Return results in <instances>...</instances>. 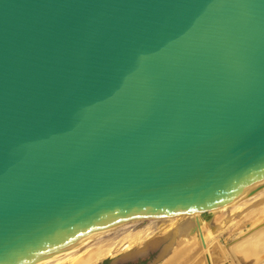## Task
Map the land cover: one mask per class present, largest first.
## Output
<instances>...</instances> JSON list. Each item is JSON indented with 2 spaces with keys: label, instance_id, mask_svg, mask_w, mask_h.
Returning a JSON list of instances; mask_svg holds the SVG:
<instances>
[{
  "label": "water",
  "instance_id": "1",
  "mask_svg": "<svg viewBox=\"0 0 264 264\" xmlns=\"http://www.w3.org/2000/svg\"><path fill=\"white\" fill-rule=\"evenodd\" d=\"M262 182L264 0H0V264Z\"/></svg>",
  "mask_w": 264,
  "mask_h": 264
},
{
  "label": "rangeland",
  "instance_id": "2",
  "mask_svg": "<svg viewBox=\"0 0 264 264\" xmlns=\"http://www.w3.org/2000/svg\"><path fill=\"white\" fill-rule=\"evenodd\" d=\"M219 215L225 217L224 219L226 220L224 224L226 225H224L220 229H217L215 232L210 234L205 240V243H203V246L200 247V244L197 242L196 243L197 247L196 249H194V251L191 248L189 249V247H186V246L182 247L184 251L186 250L185 252L182 249L180 250L181 247H178L179 242L181 243V245H183L186 243L188 239L191 240L195 238V236H197L196 235L197 231L195 233H193L194 230L190 231L191 230L190 226L191 228L195 226H197V228L199 227L203 229H208V227L211 228L215 224L214 223L215 220L216 219L218 220ZM226 215H229V217L227 218ZM230 218L232 220H228ZM263 220H264V189L251 197L239 199L234 202H230L228 204L212 208L204 214L195 215V217L192 220L185 219V221L182 223L180 222V224H174L171 228H177V231H176L175 237H173L171 247L169 251L164 256H162L158 261H156L154 264H174V263L178 264V262L177 263L174 262L176 261L174 259L177 256V254H180V251L181 252L183 251L184 256L181 254L182 255L181 258L183 259H181V262H179V264H199V263L200 264H212V263L214 264H247L245 260H240V258H238L236 254H234L232 250V246L236 242L238 243L240 240L241 241L245 240L246 236L248 237L249 234H254L253 232L255 231L256 233L263 231L264 230L263 229L264 226H262L264 225V222H262ZM143 223H139L134 226H127L125 228H122V230L120 231L122 235H116L113 237L119 240V238H122L123 234L126 231H128L131 228L137 229L139 227H142ZM259 227H260V230H257ZM159 233L161 232L156 231V233L152 237H149L147 239L153 238ZM121 241L122 240H119V243L116 241L112 245L113 247L111 246L110 252L108 254H106L103 257L97 258L92 263H95L98 261L100 264L102 261H104L105 258L115 257L119 253L124 252L126 250H131L134 247L143 243L141 241L140 244L139 243L138 244L137 243L128 244L127 242L125 243L124 240L122 242ZM120 243H123V245ZM262 252L263 251H261V253ZM261 253L258 252L256 256H258L259 254L258 257L260 258H258L257 261L256 260L253 262L251 261L252 263L250 264H264V254H263L264 252L262 253V255ZM197 255H198V260L199 259L201 260L199 262L198 260H195L196 259L195 256L197 257ZM213 255H216L217 262H216V259L215 261L213 259L212 260L210 259L211 258L210 256H213ZM66 264H69V263H66Z\"/></svg>",
  "mask_w": 264,
  "mask_h": 264
},
{
  "label": "bare ground",
  "instance_id": "3",
  "mask_svg": "<svg viewBox=\"0 0 264 264\" xmlns=\"http://www.w3.org/2000/svg\"><path fill=\"white\" fill-rule=\"evenodd\" d=\"M263 189H264V182L259 184V186H255V190L250 195L246 194V191L241 192V193L237 194L235 197H233V199L231 198L219 206L228 204L230 202H234V201L239 200V199L251 197V196L259 193ZM220 215H219L218 220L217 219H216L217 221L215 220V222H214L215 224L213 225V227H211L212 229L210 227H208V229H203V228H199V227L197 228V226H195L193 233H195L197 231L196 232L197 236H195V238H193L191 240L188 239L186 241V243L184 242L185 244H183V245H181V243L178 241L179 242L178 247H181L180 250L182 249L183 246H186V247H189V249L191 248L194 251V249H196V247H197V245H196L197 242L200 244V247L203 246V243H205V240L207 239V237L210 234H212L217 229H220L221 227L226 225V224H224V222L226 220V219H224L225 217L220 216ZM194 217L195 216H192V217H188L186 219L192 220ZM226 217L228 218L229 215H226ZM231 218L228 220H232ZM184 221H185V219H179V218H173V219H169V220L147 221V222L143 223L142 227H139L137 229L131 228L123 234L122 238H119V237L118 238H119V240H122V241L124 240L125 243L127 242L128 244H131V243H137V244L139 243L140 244L141 241L143 242V240H145L149 237H152L156 233V231L157 232L165 231V230L171 228L174 224H180V222L182 223ZM136 224H139V223L116 226L113 228H109L107 230L96 232V233L88 236L87 238L81 239L80 241H76L75 243L68 245L67 247L63 248L61 251H58L55 254H53L47 258H44L42 260H39V261L31 263V264H66V263H69V264H91L97 258L103 257L106 254H108L110 252L111 246L116 241L119 243V240H117V238H114L113 236L122 235V233L120 232L122 230V228H125L127 226H134ZM262 226H264V225H262ZM174 229H176V230H175L173 237H175L176 231H177V228H174ZM190 229H191V226H190ZM263 229H264V227H263ZM257 230H260V227ZM253 233L254 234H249L248 237L246 236L245 240H242V241L240 240L238 243L236 242L235 244L233 243L234 245L232 246V250H233L234 254H236V256L238 258H240V260H245V262L247 264H250L255 260L257 261L258 258H260V257H258L259 254H258V256H256L258 252L259 253H261V251L264 252V230L261 232H257V233L255 231ZM123 243H120V244L123 245ZM128 246H130V245H128ZM124 248H125V246H124ZM228 248H230V247H228ZM182 250L184 251V249H182ZM183 251L182 252L180 251V254H177V256L174 259L176 261L173 260L174 262H176V263L178 262V264H179V262H181V259H183L181 257H182V255L184 256ZM262 253H261V255H262ZM230 254H232V253H230ZM210 257H211L210 258L211 260L213 259L215 261V259H216V262H217L216 255H213ZM256 257H257V259H256ZM195 258H196L195 260H198V255H197V257L195 256ZM99 261H100V259H99ZM199 261H201V260L199 259L198 262ZM212 264H214V263H212Z\"/></svg>",
  "mask_w": 264,
  "mask_h": 264
},
{
  "label": "flooded vegetation",
  "instance_id": "4",
  "mask_svg": "<svg viewBox=\"0 0 264 264\" xmlns=\"http://www.w3.org/2000/svg\"><path fill=\"white\" fill-rule=\"evenodd\" d=\"M102 262H103V261H102ZM102 262H101V263H102Z\"/></svg>",
  "mask_w": 264,
  "mask_h": 264
}]
</instances>
